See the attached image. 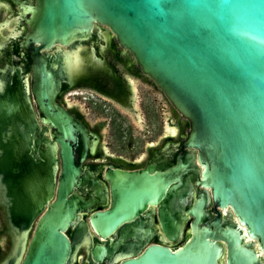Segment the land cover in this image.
<instances>
[{
	"label": "water",
	"instance_id": "95a60500",
	"mask_svg": "<svg viewBox=\"0 0 264 264\" xmlns=\"http://www.w3.org/2000/svg\"><path fill=\"white\" fill-rule=\"evenodd\" d=\"M25 17V43L39 44L34 55L43 62L34 66L32 88L17 71L0 89V186L16 237L7 264H70L66 231L85 207L74 194L76 149L88 130L57 103L62 83L41 51L87 40L97 26L112 31L189 124L185 147L199 153L198 184L211 191L200 203L211 194L236 219L223 231L227 264L246 257L264 264V0H36ZM133 198L131 207L94 213L96 233L107 238L138 215L142 198ZM208 234L201 231L183 255L152 246L123 264H217L222 248Z\"/></svg>",
	"mask_w": 264,
	"mask_h": 264
},
{
	"label": "flooded vegetation",
	"instance_id": "af4514ba",
	"mask_svg": "<svg viewBox=\"0 0 264 264\" xmlns=\"http://www.w3.org/2000/svg\"><path fill=\"white\" fill-rule=\"evenodd\" d=\"M35 4L36 0H0V89L7 79L15 82L17 71L21 73L22 85L26 86L28 80L32 88L34 66L43 62L34 55L39 44L32 42L27 47L25 43L30 31L25 16L28 7ZM95 29L87 40L41 51L47 66L57 73L62 83L57 103L88 130V138L80 136L76 149L81 177L74 194L84 200L85 207L80 209L81 219L74 221L66 231L72 244L70 264H123L139 258L152 246L165 247L173 253L181 251L183 255L184 248L191 246L203 230L209 232L205 237L208 242L222 248L216 263L227 264L229 253L223 231L236 223V219L231 209L216 207L211 194L208 203L203 205L205 208L200 203L211 191L198 184L199 153L185 147L184 135L189 132V124L184 123L172 106L169 116L164 107L154 114L146 106L140 108L141 103L146 104L139 91L140 84L156 85L141 73L133 56L124 51L110 29L105 26ZM76 51L81 61L74 77L68 59ZM97 98L118 105L111 110L114 117L131 113L133 117L141 115L142 121L138 123L133 118L135 123L126 125L116 118L109 125L99 122L92 127L85 115L89 102L95 103ZM31 102L38 115L32 95ZM105 108L101 109V114L109 111ZM106 125L112 128L111 135L100 130ZM135 125L140 134H135ZM40 127L43 131L44 126ZM168 127L177 128L174 136ZM3 192L0 186L2 201ZM131 192L133 200L142 198L139 202L143 210L107 238L98 235L91 216L113 207H131L128 204ZM2 201L0 241L5 237L7 242L11 225ZM9 233L13 238L12 251L16 237L13 232ZM11 253L1 244L0 264H7ZM190 260L193 259L190 257Z\"/></svg>",
	"mask_w": 264,
	"mask_h": 264
},
{
	"label": "rangeland",
	"instance_id": "374dc122",
	"mask_svg": "<svg viewBox=\"0 0 264 264\" xmlns=\"http://www.w3.org/2000/svg\"><path fill=\"white\" fill-rule=\"evenodd\" d=\"M140 87H141V89H139V91H140V93H142V96L145 99V103H146L144 105H143V103H141V104L138 103V104H140L139 106L141 109L143 108V106H146V108L150 109L151 113L154 114L155 112L158 113V111L160 110L161 107H164L166 113H168V116L172 115L171 103H169V101H165L162 93L158 89H156V87L154 85H152V84L151 85L140 84ZM79 101H81V100H79ZM102 104H103V107H106L107 109H109V111L105 114L104 113L101 114V109L103 108ZM115 105H116L115 103L114 104L113 103L112 104L111 103H104L101 99L95 100V103L89 102V104L87 105V108H88L87 113L88 114L85 115L86 119L88 120V122L91 124L92 127H95V125L99 122H105L106 124L109 125V123L113 122V119H116V118H119L120 120L122 119V121L126 125H128L129 123H135L131 113H128V114H125V115L119 116V117H114V115H112L111 110L115 109V107H118V105H116V106ZM116 122H118V119L116 120ZM111 129H112L111 127H107V125H106L105 128H101L100 130H102L103 133L107 132L108 135H111ZM140 133H141L140 129H138L136 126L135 134H140ZM9 232L7 234L8 242H6L5 245L2 244L3 249H5V251H7L8 254L11 252L12 241H13L12 234ZM200 245L202 246V247H200L201 256H203V257L205 256L206 259L211 258L212 254H210V253H212V250L210 249L208 244H206V242L204 243L201 240ZM242 255H244V254L242 253ZM246 259H247L246 264H253L254 260L251 257H249V258L246 257Z\"/></svg>",
	"mask_w": 264,
	"mask_h": 264
},
{
	"label": "bare ground",
	"instance_id": "6f19581e",
	"mask_svg": "<svg viewBox=\"0 0 264 264\" xmlns=\"http://www.w3.org/2000/svg\"><path fill=\"white\" fill-rule=\"evenodd\" d=\"M80 61H81V57L79 56L78 54V51H76L73 56H70L69 59H68V65H69V68L72 72V75L75 77V75H77L78 73V70L80 69ZM77 73V74H76ZM134 90L136 91V88H134ZM76 94V93H75ZM137 107V106H136ZM135 119L136 122L140 123L142 121V116L141 115H136L133 117ZM170 128V130L172 131V134L173 136L176 134L177 132V128L176 127H168ZM1 198H0V202H1ZM5 240V237H2L1 241H0V245L1 244H5L6 240ZM247 241V240H245ZM7 242H8V239H7ZM16 242V240H15ZM15 242H14V245H15ZM13 245V247H14ZM14 249V248H13Z\"/></svg>",
	"mask_w": 264,
	"mask_h": 264
}]
</instances>
